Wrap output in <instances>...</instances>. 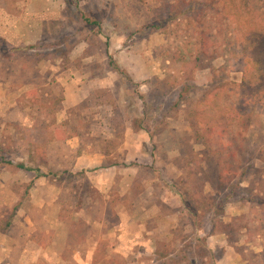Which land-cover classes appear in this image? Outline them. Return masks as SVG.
Here are the masks:
<instances>
[{
    "label": "rangeland",
    "instance_id": "374dc122",
    "mask_svg": "<svg viewBox=\"0 0 264 264\" xmlns=\"http://www.w3.org/2000/svg\"><path fill=\"white\" fill-rule=\"evenodd\" d=\"M187 1L59 0L38 44L0 41V250L55 242L64 264H264V89L233 87L250 55L263 73L264 58L230 49L228 16L202 21V0ZM48 253L39 264L57 263ZM17 259L0 252V264Z\"/></svg>",
    "mask_w": 264,
    "mask_h": 264
},
{
    "label": "trees",
    "instance_id": "16d2710c",
    "mask_svg": "<svg viewBox=\"0 0 264 264\" xmlns=\"http://www.w3.org/2000/svg\"><path fill=\"white\" fill-rule=\"evenodd\" d=\"M177 2L186 5L189 1L177 0ZM193 4H189L190 9L193 8ZM202 10H205L206 13L211 11L217 17V20L219 17L222 18V15L228 16L227 18L229 23L235 26L233 33L235 32L238 35V38L232 40L230 44L223 41L226 46H230V49H232L233 43H237L241 47L240 52L242 54L243 52L245 54L248 52V49H250L249 51L252 55L255 52L259 55H257L258 57L262 56L264 58V0H202V8L197 9L196 6H194L193 11H195L198 18L201 17L203 21L208 17V15L203 14ZM200 12H202V14ZM85 21L86 23H89L88 20ZM204 35L205 34L202 33L198 36V39L201 41V49L205 48V43L207 41V38ZM256 48L258 49L256 50ZM249 59L251 60H247L243 67L244 69L241 83L233 86L237 87L238 90H244V96L248 94V90L251 91L253 86H257L259 88L258 92H261L262 89H264V73L258 67L259 65L252 60L251 55ZM110 66L114 68L115 72H118L121 75L120 70L117 67H114L112 61H110ZM250 95L252 98L258 96V103L262 102V94L250 92L249 97ZM214 131V126H208L205 132L210 135L211 133L213 134ZM16 167L21 171L34 172L36 176L39 177L40 171L38 169L27 167L23 164H18ZM37 173L39 174L37 175ZM49 175L56 176L55 174L50 173L43 177H47ZM240 182L241 180L235 184V187L239 192H246L247 190H242V188L238 186ZM181 197H183V195H181ZM257 205L258 209H264V202ZM189 214L191 215V222L196 228L195 224L197 221L193 219V214Z\"/></svg>",
    "mask_w": 264,
    "mask_h": 264
},
{
    "label": "crops",
    "instance_id": "0c3cea01",
    "mask_svg": "<svg viewBox=\"0 0 264 264\" xmlns=\"http://www.w3.org/2000/svg\"><path fill=\"white\" fill-rule=\"evenodd\" d=\"M58 1L59 0H24L22 3L16 2L13 4L12 2H7V0H1L0 41L4 44L7 43L10 49L30 47L38 44L44 32L46 17H60L56 12L57 9H59ZM44 3H46V5L52 4V6L56 4V10L54 9L53 13L50 14L48 9H44ZM52 6H50V8H52ZM55 223H59L57 218L55 219ZM132 223L135 224V226L139 225L140 229L142 225L146 224V222H143L144 224ZM132 223L130 222L129 225ZM173 224V222L169 223L170 226ZM156 231L157 229L155 228L152 230V233H156ZM58 241H62L65 244L66 237L64 239L59 238ZM52 246L54 250L50 252L47 251L48 247L46 248V246L40 242L31 241L27 242L25 247L19 248V250H17V248H10L5 244V249H1L0 252H2L3 256H10L11 252H13V254L16 252L18 256L16 264H39V261H37L39 255L42 256L43 253L49 252V255H54V257L57 258L56 264H64L61 260L63 253L57 250L55 242L52 243ZM59 248L63 250L61 247ZM1 261L2 260H0V263Z\"/></svg>",
    "mask_w": 264,
    "mask_h": 264
}]
</instances>
